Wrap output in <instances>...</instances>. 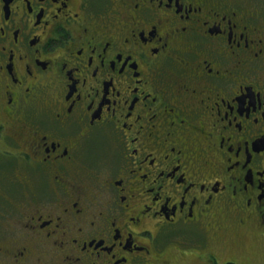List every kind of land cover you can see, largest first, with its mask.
<instances>
[{
    "label": "flooded vegetation",
    "instance_id": "af4514ba",
    "mask_svg": "<svg viewBox=\"0 0 264 264\" xmlns=\"http://www.w3.org/2000/svg\"><path fill=\"white\" fill-rule=\"evenodd\" d=\"M2 158L0 264H256L264 0H0Z\"/></svg>",
    "mask_w": 264,
    "mask_h": 264
},
{
    "label": "rangeland",
    "instance_id": "374dc122",
    "mask_svg": "<svg viewBox=\"0 0 264 264\" xmlns=\"http://www.w3.org/2000/svg\"><path fill=\"white\" fill-rule=\"evenodd\" d=\"M2 166H4V158H2L1 159V161H0V168L2 167ZM4 168H6V167H4ZM19 177V176H18ZM2 195H1V193H0V197H1ZM1 199V198H0ZM238 233H236V232H232V233H229L228 235H227V237H226V239H228V243H229V245H228V248H227V250H228V253H232V252H234V253H239V251H240V249L239 248H241V249H243V247H247V248H249V239L247 240V239H245V238H243L242 236H241V234H238ZM249 234H250V232H249ZM236 236V237H235ZM251 242V246H252V248H251V251L254 253V256H253V258H255L256 257V259H257V262H256V264H264V245L263 244H260L259 243V241L256 239V240H251L250 241ZM260 244V245H259ZM240 245V246H239ZM247 245V246H246ZM258 245L260 246V249L259 248H257L258 247ZM261 248H263V249H261ZM234 249V250H233ZM244 250V249H243ZM225 252H227V251H225ZM224 252V253H225ZM175 257H172V261H174L175 262V259H174ZM244 259V257H242L241 258V260H243ZM187 262V263H186ZM186 262H181V264H201L199 261H197V259H195V258H193V257H190V258H187L186 259Z\"/></svg>",
    "mask_w": 264,
    "mask_h": 264
},
{
    "label": "trees",
    "instance_id": "16d2710c",
    "mask_svg": "<svg viewBox=\"0 0 264 264\" xmlns=\"http://www.w3.org/2000/svg\"><path fill=\"white\" fill-rule=\"evenodd\" d=\"M230 264H232V263H230Z\"/></svg>",
    "mask_w": 264,
    "mask_h": 264
}]
</instances>
